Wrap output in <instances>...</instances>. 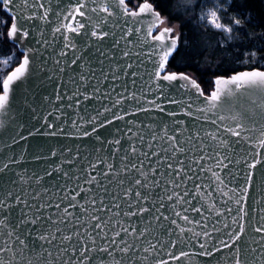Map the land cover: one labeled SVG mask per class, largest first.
I'll return each instance as SVG.
<instances>
[{
  "label": "snow or ice",
  "instance_id": "obj_1",
  "mask_svg": "<svg viewBox=\"0 0 264 264\" xmlns=\"http://www.w3.org/2000/svg\"><path fill=\"white\" fill-rule=\"evenodd\" d=\"M132 3L0 0V38L19 49L0 59L16 62L0 81V130L11 140L0 147V264H264V215H254L264 213V11L251 0ZM193 20L219 37L210 59L195 65L199 78L169 67L182 46L185 68L204 55L186 39ZM145 76L151 99L143 86L139 95L129 88ZM50 84L56 101L92 125L83 137L126 116L156 115L126 121L112 139L97 135L100 147L77 148L60 163L39 141L5 152L28 137L58 135L52 113L38 116L35 106L52 103ZM113 93L111 107L79 115L87 112L82 100ZM29 156L46 166L24 167ZM258 167L260 199H252Z\"/></svg>",
  "mask_w": 264,
  "mask_h": 264
},
{
  "label": "water",
  "instance_id": "obj_2",
  "mask_svg": "<svg viewBox=\"0 0 264 264\" xmlns=\"http://www.w3.org/2000/svg\"><path fill=\"white\" fill-rule=\"evenodd\" d=\"M19 51V49L17 48ZM147 49H145L146 51ZM15 67L12 68V70ZM147 71H151V68L149 67ZM147 77L145 76L144 81H138L137 86L133 87L129 83V88L132 90L136 91L138 95L140 94L141 87H144V94L148 95L149 99H151V94L148 93L146 85ZM58 83V80H57ZM117 85L119 82H115ZM72 85H68V88H72ZM105 88L102 86V91H104ZM43 91V90H41ZM117 91H123V89L117 87ZM44 95H48L51 97V104H48L46 101L43 102V104L40 103V101H37L36 105L38 107V116L40 115H47L48 112H51L52 115L49 117V123H54L58 127L55 129L58 132L57 136H44V137H36L35 139L32 137H28L27 141L20 140L19 145H12V149H4L5 152H8L9 154H12L13 152L15 154H19L22 148H29L32 144L35 142L39 141L45 145V148H52L53 150H56L57 156L56 157H50V160L55 163H60L61 160L67 158H71L75 154V150L77 148L80 149V151L83 153L86 147L90 146H95V147H100V144L96 141V136L99 135L101 139H104L107 137L108 139H112L114 137L119 136V132L117 131L118 129L122 131H127L125 128V123L128 120H132L135 123H139L140 121H144L145 123L149 122V118L151 116L156 115V113H149L145 114L143 112L137 113L135 116H126L124 121H113L112 124H104V127H99L97 126V130L95 133H92L91 137H83L80 135V132H82L84 129H87L89 132L92 130V125L85 124L84 121H81L78 118L75 106L73 108H68L67 107V100L64 101H56L55 96L53 94V87L51 84L48 86L47 91L44 92ZM116 94H112V100H107V99H101V100H93L91 103L85 102L82 100V108H86L87 112L80 111L79 115L84 116L85 119L88 118L90 115H95L96 112L95 110L103 111V106H109L111 107L112 102L115 100ZM142 105L144 107H149L146 103L142 102ZM53 106L59 107V111H55ZM127 107V105H125ZM171 107V106H169ZM113 111H116L118 114H122L119 112L118 108L113 109ZM108 115V118L111 119V114H105ZM75 120L77 122V127H73L71 121ZM65 121H67L65 123ZM31 123H36V120H32ZM100 123H104V117L101 116L99 117L97 121V125ZM43 125V120H40L39 124H37V127H41ZM63 128V132L59 131V128ZM53 129H48L47 127L41 128V131H52ZM135 131V128H134ZM27 135V133H24ZM4 143L11 144V140L7 139L5 133L3 130H0V147H3ZM22 146V147H21ZM106 146V145H105ZM243 147H246V145H242ZM72 149L73 151L69 153L67 150ZM63 153V156L61 155ZM5 162V160L2 158V153H0V166ZM44 167L46 166V163L44 162H34L31 160L30 156L28 157L26 163L24 164V167L31 169L37 168V167ZM15 167V166H11ZM64 167L67 169L69 165L65 164ZM20 169H17L19 171ZM230 170L233 171L234 173L239 172V175L243 177L244 171L242 168H237L234 166H230ZM222 175L225 177V183L227 184L228 188H231L234 186V184L231 182V177H227L226 173H222ZM260 169L259 167L255 171V184L257 187L250 189V196L252 199H260L259 196V190H258V185H259V180H260ZM227 190V189H225ZM216 198L218 201V206H222L220 204V196L219 193L216 194ZM251 204V200L249 201ZM228 207H231L233 209V213H235L236 210V205L232 202H229L227 205ZM255 207V205H253ZM260 206H264V203H262ZM254 215H264V213H254ZM221 220L223 221L224 218L221 217ZM214 220H210L209 223L210 225L214 223ZM227 222L231 224V218L228 217ZM221 225H217V227H220ZM232 228H235V225H231ZM243 239L247 240L248 235L247 233L244 235Z\"/></svg>",
  "mask_w": 264,
  "mask_h": 264
},
{
  "label": "trees",
  "instance_id": "obj_3",
  "mask_svg": "<svg viewBox=\"0 0 264 264\" xmlns=\"http://www.w3.org/2000/svg\"><path fill=\"white\" fill-rule=\"evenodd\" d=\"M255 9L260 12L264 11V0H251ZM0 15H4L2 11H0ZM175 23V21L173 22ZM187 35L186 39L188 40V45L191 47L193 42H198V47L200 51H203V56H197L195 61H192L193 67L185 68L184 64L187 62V57L185 56L186 49L182 46L179 53L175 54V60H170V69L172 71H188L193 73L197 78L201 76L199 71H196V63L199 62L200 66H203V63L206 59H210V53L212 50V46L215 45L216 40L219 38L218 34L215 30L211 28H206L205 26L199 24L197 21L193 20L191 25V31L185 29ZM12 51L18 52L14 46L6 42L5 39H0V56H6L10 54ZM19 55V52H18ZM218 58V57H217ZM214 62V61H213ZM16 63L14 64V66ZM204 80L209 79L208 75H205ZM1 81V79H0ZM202 87H205V84L202 83ZM210 87V86H209Z\"/></svg>",
  "mask_w": 264,
  "mask_h": 264
},
{
  "label": "rangeland",
  "instance_id": "obj_4",
  "mask_svg": "<svg viewBox=\"0 0 264 264\" xmlns=\"http://www.w3.org/2000/svg\"><path fill=\"white\" fill-rule=\"evenodd\" d=\"M137 2V0H133V3L132 4H130V7H132L133 6V4H135ZM0 16H3V15H0ZM201 25H203V24H201ZM203 26H205V25H203ZM3 29L2 28H0V31H2ZM0 39H3V38H0ZM13 52V51H12ZM16 52V51H15ZM19 52V51H18ZM18 52H16L17 53V55H18ZM9 55V54H8ZM8 55H6V56H8ZM6 56H0V59H3V58H5ZM16 62L15 61H13L8 67H4L3 65H0V79H1V81H2V79L8 74V72L12 69V67H14V64H15Z\"/></svg>",
  "mask_w": 264,
  "mask_h": 264
}]
</instances>
